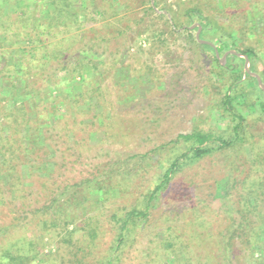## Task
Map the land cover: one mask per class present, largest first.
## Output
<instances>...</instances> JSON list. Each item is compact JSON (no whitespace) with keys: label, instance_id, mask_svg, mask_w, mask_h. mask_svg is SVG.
<instances>
[{"label":"trees","instance_id":"1","mask_svg":"<svg viewBox=\"0 0 264 264\" xmlns=\"http://www.w3.org/2000/svg\"><path fill=\"white\" fill-rule=\"evenodd\" d=\"M146 3H150L149 0H13L11 10L5 11L0 6V39H10L12 43L18 44L15 48L0 52L7 57L0 61V76L15 80L10 81L12 87L19 83V89L23 91L18 89L19 95L16 92L17 97L11 98V107L0 109V264H133V260L137 258V254L132 256V251L137 250L134 247L137 243L136 228L143 229L142 222L149 218L151 201L184 166L238 143H246L249 150H255L254 147L263 139L262 134L255 132L247 118L255 112V106H259L264 113V90L251 74L256 70L254 60L262 59L264 54L244 43L248 33L255 35L251 33V25L257 24V3L260 1L186 0L183 13L187 24H178L170 12L174 22L169 25V29L176 36H191L194 33L196 47L200 51H211L215 66L220 71L225 70L231 74V80L219 85L223 90L216 101L218 114L228 119L227 125L218 133H214L211 128L178 133L171 141L176 145L183 146L184 142L187 145L173 158H169L166 166L157 174L153 187L139 191L140 195L134 199L133 204L128 206L122 201L113 206L114 210L107 214L104 222L114 229V237L104 250H97V228L101 224L97 221L99 214L96 212L103 210L107 200L117 196L119 191L113 183L107 181L109 175L106 171L99 175L96 171L91 176L71 182L59 177L62 174L61 167L69 168V156H73L74 161L83 162L91 149V137L72 138L73 128L69 124V120H74V115L81 111L78 105L83 93L78 92L70 98L60 92L52 94L49 80L55 74L38 73L33 65L39 59H42L40 65L56 61V72H69L62 57L70 49L64 47L61 41L71 37L68 33L72 29H78L79 40L84 42L83 46L81 43L75 48L80 65L71 68L70 77L65 78V81L70 85L75 73L82 68H89V72L81 76L79 83L83 87L84 84L90 85L92 76L104 74L105 69L100 70L104 65L112 68L113 74L116 73L125 80L127 75L116 69L122 65L116 54L124 44L119 42L115 46L114 52H111L115 57L109 65L105 64L107 58H101L105 53L103 46L106 47L134 25L143 22L138 7H143ZM155 4L147 5L146 14L166 16L155 10ZM32 5L34 8H30ZM94 17H99L103 22L90 28L83 27L86 22L93 21ZM171 20L165 17L167 23ZM56 36L60 38L57 39ZM39 49L43 51L42 55L36 57ZM223 52H227L224 60L221 59ZM244 56L248 58V70L239 67L240 62H245ZM233 61L237 63L233 64ZM144 73L136 74L138 83L145 82ZM215 74L216 79L221 81L222 76ZM149 76L151 79L146 76L147 79L155 83L160 81L157 76ZM259 76L264 85V69ZM37 77L44 83L36 86ZM122 83L115 80L110 87L97 83L95 87L89 88L90 98L87 101L82 99L83 103L92 100L99 106V112L92 116L98 117L100 122L113 115V121L118 122V110L113 105L107 106L112 110L106 109L105 101L108 100L111 88ZM2 99L0 92V100ZM56 103L66 105V110L59 112ZM243 108L246 109L245 114ZM105 110L107 114H104ZM120 119H123L122 122L116 125L123 134L113 129L105 130L104 140L112 137L119 140L130 133V126L125 118ZM33 135H37V138L31 139ZM37 141L40 143L37 144ZM168 143H157L148 151L163 150ZM146 154L147 152H137L129 157ZM216 188L222 192L217 195L226 197L228 181L219 180ZM90 192L101 199L92 200L96 208L82 215L71 216L69 209L76 205L85 210L88 208L85 202L90 199ZM251 192L246 197V216H240L232 237L240 238L238 229L246 228V247L249 250V253L246 250V254L254 255L256 251L259 252V257L254 258V262L264 264V203L261 204L255 197L256 194ZM251 213H254L253 217L250 216ZM168 235H162L158 241L172 255L165 259L170 264L181 253L186 256L184 264H192L191 258L196 261L194 264H206L208 253L199 242L197 248H200V254L197 255L193 249L191 251L180 245L176 240L179 239L178 236ZM206 235L207 238L210 237V233ZM155 238L148 241L147 250L142 255L157 256L158 241L155 242ZM194 238L193 236L192 239ZM46 243H51L54 250L44 252L43 246ZM201 249H204V254H201ZM222 260L215 264H225L224 255Z\"/></svg>","mask_w":264,"mask_h":264},{"label":"rangeland","instance_id":"2","mask_svg":"<svg viewBox=\"0 0 264 264\" xmlns=\"http://www.w3.org/2000/svg\"><path fill=\"white\" fill-rule=\"evenodd\" d=\"M259 1L260 3H257L259 11L256 14L257 19L255 18L257 24L251 25V33L255 35L251 36L248 33L244 43L264 54V0ZM12 2L13 0H0V6L8 11L13 6ZM149 2L143 7H138L143 22L134 25L123 36H118L117 40L111 41L106 47L103 46L105 53L101 58H107L105 64L109 65V62L115 57L114 54H111L114 52L115 46L119 42L124 44L120 52L115 54L116 57L119 55L118 59L122 64L116 69L127 75L125 80L120 75L118 77L115 72L113 74L112 68L104 65L105 67L102 66L100 69L101 71L105 69L104 74L92 76L90 85L84 84L83 87L79 83L81 76L86 75L89 68H82L77 74L75 73V78L70 85L65 81L70 77L71 68L80 65L79 59H77L79 54L75 52V48L81 43L83 46L84 42L79 40L78 29H72L71 33H68L71 37L61 41L64 47L67 46L70 49L62 57V60L68 65L69 72H56V61L40 65L42 59H39L34 61L33 65L34 70L38 73L55 74V77L49 80L52 94L60 92L67 94L70 98L78 92L83 93L78 105L81 111L74 115V120H69V124L73 128L72 138L91 137V149L86 153L83 162L74 161L73 156H69L67 162L69 168L61 167L62 174L59 177L71 182L91 176L96 171L98 175L106 171L109 175L107 181L113 183L119 191L117 196H112L107 200L103 210L99 213L96 212L99 214L97 221L101 224L97 228L99 238L97 250H104L114 237V229L104 222L107 219V214L114 210L113 206L121 204L122 201H125L124 203L128 206L131 205L130 203L133 204L134 199L140 195L139 191L153 187L157 174L166 166L169 158H173L177 152L184 148V145H187L186 142L182 146L171 141L178 133H188L197 128H211L214 133H218L227 125L228 119L218 114L216 101L223 90L219 85L231 80V74L225 70L220 71L215 66L211 51H200L196 47L193 41L194 33L191 36L185 34L176 36L169 29V25L174 22L171 20V14H173V18H176L178 24H187L186 16L183 13V9L186 8V0H149ZM154 2L156 3L155 10L166 16L156 17L153 13L146 14L147 5ZM30 8H34L33 5ZM37 14L39 13L37 12ZM165 17H168L171 22L167 23ZM218 18L220 17L218 16ZM102 22L103 20H100L99 17H94L93 21L86 22L83 27L90 28ZM56 38L59 39L60 36H56ZM0 45H2L0 51L2 52L15 48L18 44L12 43L10 39L6 41L0 39ZM48 45L47 42V47ZM37 51L36 57H40L43 51L41 49ZM5 59L7 57L0 54V61ZM232 63L236 64L237 62L233 61ZM244 63L240 62L239 67L245 69ZM254 63L256 70L253 73L259 76L264 69V57L254 60ZM140 73L145 74V82L138 83L136 81V74ZM215 73L222 76L221 81L216 79ZM149 74L157 76L160 81L155 83L153 80L147 79L146 76L151 79ZM115 80L123 83L111 88L110 94L107 96L108 100L105 101L106 109L112 110L107 106L113 105L119 112L118 122H122L123 119L120 118H125L131 131L127 135L125 134L126 136L118 135L119 140H115L113 137L104 140L105 130L113 129L122 133V130L116 125L118 122L113 121L114 115L111 118H104L100 122L98 117L92 116L93 113L99 112V106L92 100L83 103L82 99L87 101L90 98L88 95L91 86L95 87L97 83H103L110 87ZM10 81L15 80L0 76V92L3 97L0 100V109L2 110L11 107V98H16L19 95V83L12 87ZM35 83L36 86H39L44 82L37 77ZM255 89L253 88V90ZM19 91L22 90L19 89ZM69 102L71 103V101ZM57 106L61 113L66 110V105ZM255 109V112L251 113V117L247 118L252 123L255 132L262 134V136L258 135L263 139L258 146L254 147L255 150H249L246 143H238L226 150L205 155L192 164L184 166L171 179L167 187L151 201L150 215L147 221L142 222L143 229L136 228L137 243L134 247L137 250L132 251L131 248V251L132 256L137 254V258L133 260V264H170L165 259L171 258L172 255L158 241L165 234L178 236L179 239L176 240L179 244L191 251L193 249L197 255L200 254V248H197L199 242L198 244L206 248L205 250L210 254L209 256L207 254L206 264H215L218 260L223 261V255L225 264H255L254 258L259 257V252L256 251L254 255L246 254V250H248L246 228L238 229L240 238L232 237L240 216H246L247 193L252 191V194L257 195H255L257 200H260L261 204L264 203V113L261 112L259 106H255ZM243 112L245 114L246 109ZM104 114H107V111ZM36 136L33 135L30 138L36 139ZM163 141L169 142L163 150L148 151L152 146ZM39 143L37 141V144ZM137 152H147V154L129 157ZM221 179L228 181L226 197L217 195V193H222L216 188V182ZM88 195L90 199L85 202L88 208L85 210L81 209L80 205H76L69 209L71 216L82 215L96 208L92 204V200L101 201L100 197L91 194V192ZM252 215L254 213L250 214L251 217H253ZM167 226L170 228L168 227V229ZM207 233H210L208 238ZM193 236L194 239H192ZM152 238L156 239H154L155 242L158 241L157 256L142 255L147 250L146 244ZM46 244L45 247L43 246L44 252L54 250L51 243ZM204 252V249H201V254ZM185 257L184 253L179 254L177 260L172 264H184ZM190 263L194 264L196 261L194 262L191 258Z\"/></svg>","mask_w":264,"mask_h":264},{"label":"water","instance_id":"3","mask_svg":"<svg viewBox=\"0 0 264 264\" xmlns=\"http://www.w3.org/2000/svg\"><path fill=\"white\" fill-rule=\"evenodd\" d=\"M198 34H199V30L196 31V37H197V38H198ZM199 41H204V40L199 39ZM226 53H227V52H225V53L223 54V56L221 57V59H223V60L225 59V55H226ZM217 56H218V54H217ZM244 58H245L244 67H245V70H248V58H247L246 56H244ZM251 74L257 78V83H258V85L260 86V88H262V89L264 90V85L262 84V82H261L259 76H258L257 74H255V73H251Z\"/></svg>","mask_w":264,"mask_h":264}]
</instances>
